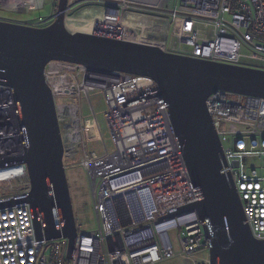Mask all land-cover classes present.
I'll return each instance as SVG.
<instances>
[{
    "label": "built area",
    "instance_id": "obj_1",
    "mask_svg": "<svg viewBox=\"0 0 264 264\" xmlns=\"http://www.w3.org/2000/svg\"><path fill=\"white\" fill-rule=\"evenodd\" d=\"M110 1L115 6L102 7L107 13L105 24L119 26L127 14L153 23L129 27L145 30L144 45L264 70V0H182L174 9L167 4L166 13L159 11L167 18H159L162 23L156 24L145 11H156L159 4ZM45 2L0 0V13L32 12ZM54 18L10 22L40 27ZM202 29H208V34ZM170 35L180 39L172 48L167 43ZM52 64L56 68L46 69V77L61 126L64 163L79 155L83 158L98 227L78 233L69 258L67 239H38L29 204H12L31 191L27 165L0 167V264H164L175 256L193 259V264H212L199 214L173 215L198 198L158 83L145 76ZM96 91L104 94L114 150L91 161L83 100ZM206 107L224 149L222 172L236 186L252 235L264 240V98L218 91L208 97ZM228 124L241 129L226 130ZM226 142L231 143L229 147ZM23 153L12 92L0 85V160ZM56 216L62 227L59 209ZM173 235L181 247L178 254ZM205 250L207 257L197 259Z\"/></svg>",
    "mask_w": 264,
    "mask_h": 264
},
{
    "label": "water",
    "instance_id": "obj_2",
    "mask_svg": "<svg viewBox=\"0 0 264 264\" xmlns=\"http://www.w3.org/2000/svg\"><path fill=\"white\" fill-rule=\"evenodd\" d=\"M85 1L93 0L75 2ZM69 3L59 0L53 22L45 27L0 20V85L12 92L24 150L21 155L0 160V167L27 165L31 191L12 204H29L37 238L68 239L67 256L71 258L78 237L61 126L46 77L50 63L62 62L94 72L154 79L198 198L173 215L199 214L212 264H264V240L252 235L236 186L222 172L224 149L206 107L208 97L218 91L264 98V70L71 33L66 27ZM56 209L61 212L62 227Z\"/></svg>",
    "mask_w": 264,
    "mask_h": 264
},
{
    "label": "rangeland",
    "instance_id": "obj_3",
    "mask_svg": "<svg viewBox=\"0 0 264 264\" xmlns=\"http://www.w3.org/2000/svg\"><path fill=\"white\" fill-rule=\"evenodd\" d=\"M72 1V0H71ZM70 1V2H71ZM182 0H169L168 5L174 9L175 6L178 7ZM57 4V5H56ZM56 5V6H55ZM58 3L55 0H46L45 5L42 9L25 12V13H15V12H4L0 13V16L5 19L15 20V21H33L39 17L50 18L56 15ZM99 7L96 4L90 5ZM85 7V6H84ZM77 10L67 11V18L72 16L82 8ZM103 7V6H102ZM145 15L149 16H163L162 13H155L145 11ZM155 13V14H154ZM159 15V16H158ZM131 18V17H128ZM128 20V19H127ZM154 22H157L154 18ZM53 22V21H52ZM52 22L43 24L47 26ZM142 22V21H139ZM158 23V22H157ZM137 28V29H136ZM131 33L136 35H142L145 31L141 27L129 28ZM135 32V33H134ZM204 35L208 34V29H202ZM114 40V39H113ZM180 39L178 36H169L167 43L168 47L172 48L174 44L179 43ZM56 67L50 63L47 66L49 71H53ZM107 110V104L104 98V94L101 91H96L83 100V117H84V128H85V140L87 152L90 155L91 161H97L103 158L105 155L112 153L114 150V143L111 141L110 129L105 117V112ZM241 129L239 126H234L232 124L226 125V130L231 129ZM230 142H226V146H230ZM83 158L79 155L75 160L68 162L65 160L66 176L69 182L71 201L73 205L76 226L78 233H87L95 230L98 227V219L96 211L93 205V195L90 186L89 176L84 165H82ZM256 164V161L253 162ZM68 241V239H67ZM69 243V241H68ZM173 243L175 247V253L181 252L180 244L177 238L173 235ZM49 252V251H48ZM205 253L197 255V259L203 260L207 257V251ZM193 259L181 258L175 256L173 259L166 261L164 264H193Z\"/></svg>",
    "mask_w": 264,
    "mask_h": 264
},
{
    "label": "bare ground",
    "instance_id": "obj_4",
    "mask_svg": "<svg viewBox=\"0 0 264 264\" xmlns=\"http://www.w3.org/2000/svg\"><path fill=\"white\" fill-rule=\"evenodd\" d=\"M106 15L107 13L105 9L96 6H87L72 16H69L66 19V27L74 34L93 35L105 39H114V41H120L123 43L144 45L145 36L143 34L139 36L131 33L129 27L139 25L143 27L144 24L153 26L152 22L146 21L144 23L142 18L127 14L119 23L120 25L117 26V24H114L113 22L105 24L104 21L107 19ZM156 23L157 22H154V24Z\"/></svg>",
    "mask_w": 264,
    "mask_h": 264
},
{
    "label": "flooded vegetation",
    "instance_id": "obj_5",
    "mask_svg": "<svg viewBox=\"0 0 264 264\" xmlns=\"http://www.w3.org/2000/svg\"><path fill=\"white\" fill-rule=\"evenodd\" d=\"M76 0H72L71 1V3H69L70 4V7L68 8V10L67 11H70V10H77L78 8H80V7H87V6H90V5H93V4H96V5H100L99 6V8H102V6L104 7V6H111V5H114L115 6V4H114V2H112V1H110V0H93V1H85V2H82V3H79V4H76V2H75ZM157 9V8H156ZM159 9V8H158ZM159 10H161L160 12H163V13H166L165 12V7H160V9ZM150 12H153V11H150ZM160 13L159 11H155V13ZM67 13V12H66ZM154 13V14H155ZM161 14V15H163V16H159V17H156V16H153L154 18H155V20L157 21V22H161L160 21V19L159 18H164V19H166L167 18V15L166 14ZM3 20H5V21H7V20H9V19H5V18H3ZM9 21H15V20H9ZM166 22V21H165ZM164 22V23H165ZM162 23V22H161ZM48 26V25H47ZM40 27H45L44 25H42V26H40Z\"/></svg>",
    "mask_w": 264,
    "mask_h": 264
},
{
    "label": "crops",
    "instance_id": "obj_6",
    "mask_svg": "<svg viewBox=\"0 0 264 264\" xmlns=\"http://www.w3.org/2000/svg\"><path fill=\"white\" fill-rule=\"evenodd\" d=\"M71 1V0H70ZM141 1H148L149 3H151V4H156V5H158L159 4V6H162V7H166V5L169 3V0H141ZM160 9V7H157V9ZM126 16V15H125ZM124 16V17H125Z\"/></svg>",
    "mask_w": 264,
    "mask_h": 264
},
{
    "label": "trees",
    "instance_id": "obj_7",
    "mask_svg": "<svg viewBox=\"0 0 264 264\" xmlns=\"http://www.w3.org/2000/svg\"><path fill=\"white\" fill-rule=\"evenodd\" d=\"M56 3H58V2H56ZM56 5H57V4H56ZM56 5H55V6H56ZM154 12H155V11H154ZM45 19H49V18H45Z\"/></svg>",
    "mask_w": 264,
    "mask_h": 264
}]
</instances>
